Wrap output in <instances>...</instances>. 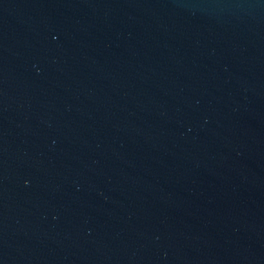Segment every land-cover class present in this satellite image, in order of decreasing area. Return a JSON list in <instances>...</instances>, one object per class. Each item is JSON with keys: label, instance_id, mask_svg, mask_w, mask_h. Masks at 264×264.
Returning a JSON list of instances; mask_svg holds the SVG:
<instances>
[{"label": "water", "instance_id": "water-1", "mask_svg": "<svg viewBox=\"0 0 264 264\" xmlns=\"http://www.w3.org/2000/svg\"><path fill=\"white\" fill-rule=\"evenodd\" d=\"M0 264H264V0H0Z\"/></svg>", "mask_w": 264, "mask_h": 264}]
</instances>
